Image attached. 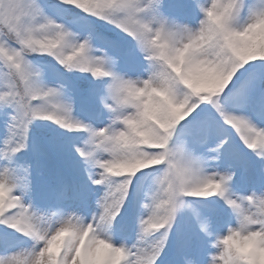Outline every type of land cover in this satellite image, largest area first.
<instances>
[{
  "label": "snow or ice",
  "instance_id": "snow-or-ice-1",
  "mask_svg": "<svg viewBox=\"0 0 264 264\" xmlns=\"http://www.w3.org/2000/svg\"><path fill=\"white\" fill-rule=\"evenodd\" d=\"M0 264H264V0H0Z\"/></svg>",
  "mask_w": 264,
  "mask_h": 264
}]
</instances>
